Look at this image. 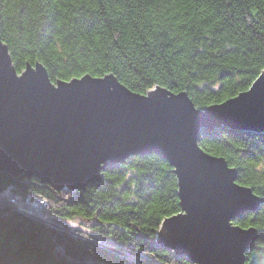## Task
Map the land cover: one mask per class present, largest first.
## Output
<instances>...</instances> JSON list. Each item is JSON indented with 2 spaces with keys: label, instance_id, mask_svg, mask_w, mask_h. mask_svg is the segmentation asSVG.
Wrapping results in <instances>:
<instances>
[{
  "label": "trees",
  "instance_id": "trees-1",
  "mask_svg": "<svg viewBox=\"0 0 264 264\" xmlns=\"http://www.w3.org/2000/svg\"><path fill=\"white\" fill-rule=\"evenodd\" d=\"M0 33L18 72L41 62L53 82L113 74L141 94L186 91L200 109L264 72V0H0ZM199 144L264 200V133L221 126ZM9 191L45 199L43 214L16 210ZM181 211L175 169L156 153L107 165L83 190L0 171V264H195L158 241ZM234 223L261 230L245 255L264 264V201Z\"/></svg>",
  "mask_w": 264,
  "mask_h": 264
},
{
  "label": "water",
  "instance_id": "water-1",
  "mask_svg": "<svg viewBox=\"0 0 264 264\" xmlns=\"http://www.w3.org/2000/svg\"><path fill=\"white\" fill-rule=\"evenodd\" d=\"M221 126L264 133V72L237 96L200 109L186 91L141 94L113 74L53 82L40 62L18 74L0 36V171L83 190L107 164L157 153L175 169L182 206L158 241L196 264H247L258 232L233 221L264 200L200 146L202 130Z\"/></svg>",
  "mask_w": 264,
  "mask_h": 264
},
{
  "label": "bare ground",
  "instance_id": "bare-ground-1",
  "mask_svg": "<svg viewBox=\"0 0 264 264\" xmlns=\"http://www.w3.org/2000/svg\"><path fill=\"white\" fill-rule=\"evenodd\" d=\"M0 36H1V33H0ZM1 39H2V36H1ZM2 41H3V39H2ZM4 42V41H3ZM6 45H7V43H5ZM8 46V45H7ZM9 49V48H8ZM10 53V52H9ZM10 57H11V55H10ZM12 58V57H11ZM77 78H79V77H77ZM135 92V91H134ZM237 96V95H236ZM233 97H235V96H233ZM232 98V97H231ZM226 127V126H225ZM216 128H219V127H214V128H209V129H207V130H214V129H216ZM230 128V127H229ZM231 129H234V128H231ZM235 130H238V129H235ZM242 131H245V130H242ZM252 131V130H251ZM252 132H255V131H252ZM259 133V132H258ZM260 133H263V132H260ZM149 154H153V153H149ZM147 155V154H146ZM213 155V154H212ZM132 156H138V155H132ZM216 156V155H215ZM218 157H223V156H218ZM129 158V157H128ZM226 159V158H225ZM127 160V159H126ZM125 160V161H126ZM124 161V162H125ZM123 162V163H124ZM228 162V161H227ZM113 164H117V163H114V162H112ZM228 164H229V162H228ZM107 165H109V164H107ZM106 165V166H107ZM105 166V167H106ZM230 166V165H229ZM231 168H234V169H236L235 167H232V166H230ZM237 170V169H236ZM1 172H5V171H1ZM6 173H8V172H6ZM235 182L236 183H240L239 181H238V170H237V179L235 180ZM94 183H96V182H90V183H88L87 184V186L86 187H88L90 184H94ZM178 184H179V182H178ZM241 184V183H240ZM244 185V184H243ZM247 186V185H246ZM85 187V188H86ZM248 187H250V186H248ZM251 188V187H250ZM61 189H65V188H61ZM253 190V189H252ZM9 193H12V194H16L15 192H13V191H10ZM253 193H255V191L253 190ZM255 194H257V193H255ZM258 195V194H257ZM19 197H21L20 195H18ZM259 196V195H258ZM22 198V197H21ZM261 204V203H260ZM46 205H47V202L45 201V199H42V198H35V199H31L30 200V202L27 204V205H24V206H22V207H17L16 208V210H19V211H25V212H27V211H30L31 210V207H33V208H35V209H38V210H44L45 208H46ZM260 206V205H259ZM259 206L256 208V210H258V208H259ZM42 207V208H41ZM43 212V211H42ZM28 213V212H27ZM31 214H34V212L32 211V213ZM254 228H256L257 229V232H258V238H260L261 237V235H262V232H261V230L260 229H258V227L257 226H254ZM72 232H74V230H71ZM174 251V250H173ZM247 251V250H246Z\"/></svg>",
  "mask_w": 264,
  "mask_h": 264
},
{
  "label": "built area",
  "instance_id": "built-area-1",
  "mask_svg": "<svg viewBox=\"0 0 264 264\" xmlns=\"http://www.w3.org/2000/svg\"><path fill=\"white\" fill-rule=\"evenodd\" d=\"M7 199H8V201L11 202V204L15 208L23 206V202H22L21 198L17 194L14 195V194L10 193ZM26 200L27 201H25V204L27 205L30 202L31 199L27 198Z\"/></svg>",
  "mask_w": 264,
  "mask_h": 264
},
{
  "label": "rangeland",
  "instance_id": "rangeland-1",
  "mask_svg": "<svg viewBox=\"0 0 264 264\" xmlns=\"http://www.w3.org/2000/svg\"><path fill=\"white\" fill-rule=\"evenodd\" d=\"M40 63H41V62H40ZM30 64H31V63H30ZM35 64H36V63H35ZM35 64H34V65H35ZM42 64H43V63H42ZM32 65H33V64H32ZM43 65H44V64H43ZM13 66H14V65H13ZM44 67H45V65H44ZM15 69H16V68H15ZM46 69H47V68H46ZM16 71H17V69H16ZM17 72H18V71H17ZM22 72H23V71H22ZM22 72H18V74H21ZM49 76H50V75H49ZM66 81H67V80H66ZM68 81H69V80H68ZM156 154H157V153H156ZM160 156H161V155H160ZM9 192H10V191H9ZM9 192L6 193V199L8 198V196H9V194H10ZM179 196H180V195H179ZM20 198H21V197H20ZM261 198H262V197H261ZM21 200H22V202H23V206L26 205V204H25V201H27V200H26V199H22V198H21ZM10 203H11V202H10ZM12 206H13V205H12ZM13 207H14V206H13ZM24 207H25V206H24ZM31 210H32L34 213H36V214H40V215L43 214V212H42L41 210L35 209V208H33V207H31ZM248 212H249V211H248ZM246 213H247V212H246ZM244 214H245V213H244ZM238 218H239V217H238ZM233 223H234V221H233ZM234 224H235V223H234ZM235 225H237V224H235ZM251 227H254V226H251ZM251 227H247V228H251ZM243 228H245V227H243ZM247 228H246V229H247ZM258 239H259V238H258ZM258 239H257V240H258ZM257 240H256V241H257ZM256 241H255V242H256ZM255 242H254V243H255ZM175 253H176V252H175ZM245 254H246V252H245ZM184 256H185V255H184ZM186 257H187V256H186ZM245 257H246V255H245ZM189 259H190V258H189ZM190 260H191V259H190ZM194 263H195V262H194ZM246 263H247V262H246ZM195 264H196V263H195Z\"/></svg>",
  "mask_w": 264,
  "mask_h": 264
}]
</instances>
